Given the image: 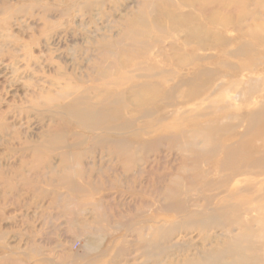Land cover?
Returning a JSON list of instances; mask_svg holds the SVG:
<instances>
[{"label":"rangeland","instance_id":"rangeland-1","mask_svg":"<svg viewBox=\"0 0 264 264\" xmlns=\"http://www.w3.org/2000/svg\"><path fill=\"white\" fill-rule=\"evenodd\" d=\"M263 103L264 0H0V264H264Z\"/></svg>","mask_w":264,"mask_h":264},{"label":"bare ground","instance_id":"bare-ground-1","mask_svg":"<svg viewBox=\"0 0 264 264\" xmlns=\"http://www.w3.org/2000/svg\"><path fill=\"white\" fill-rule=\"evenodd\" d=\"M251 90V89H250ZM249 92V91H248ZM81 116H85V115H81ZM249 117V116H248ZM264 118V103L262 104V106L260 105V108L258 109V111H256L255 113L251 114L250 113V122H249V126L251 127L257 120L259 121L260 119H263ZM252 128V127H251ZM250 128V129H251ZM200 134H201V131H199ZM235 154L237 153H234L233 151H229V155L227 153V156L225 157V159L230 158V156H232V158L235 156ZM231 159V158H230ZM224 162H228L227 160L224 161ZM225 163V164H226ZM236 172L239 170V169H234Z\"/></svg>","mask_w":264,"mask_h":264}]
</instances>
